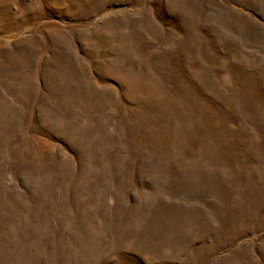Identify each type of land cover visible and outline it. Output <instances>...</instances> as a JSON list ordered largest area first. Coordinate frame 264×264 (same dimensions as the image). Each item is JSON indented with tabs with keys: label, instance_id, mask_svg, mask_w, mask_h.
<instances>
[{
	"label": "rangeland",
	"instance_id": "obj_1",
	"mask_svg": "<svg viewBox=\"0 0 264 264\" xmlns=\"http://www.w3.org/2000/svg\"><path fill=\"white\" fill-rule=\"evenodd\" d=\"M0 264H264V0H0Z\"/></svg>",
	"mask_w": 264,
	"mask_h": 264
}]
</instances>
